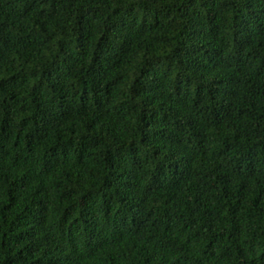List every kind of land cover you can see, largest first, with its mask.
Masks as SVG:
<instances>
[{
  "label": "trees",
  "instance_id": "obj_1",
  "mask_svg": "<svg viewBox=\"0 0 264 264\" xmlns=\"http://www.w3.org/2000/svg\"><path fill=\"white\" fill-rule=\"evenodd\" d=\"M0 264H264V0H0Z\"/></svg>",
  "mask_w": 264,
  "mask_h": 264
}]
</instances>
